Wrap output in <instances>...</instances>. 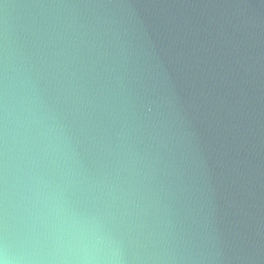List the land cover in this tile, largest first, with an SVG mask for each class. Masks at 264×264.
<instances>
[{"label":"water","instance_id":"water-1","mask_svg":"<svg viewBox=\"0 0 264 264\" xmlns=\"http://www.w3.org/2000/svg\"><path fill=\"white\" fill-rule=\"evenodd\" d=\"M114 264H264V0H0V220Z\"/></svg>","mask_w":264,"mask_h":264},{"label":"clouds","instance_id":"clouds-1","mask_svg":"<svg viewBox=\"0 0 264 264\" xmlns=\"http://www.w3.org/2000/svg\"><path fill=\"white\" fill-rule=\"evenodd\" d=\"M66 243L59 246L56 254L41 256L32 237L14 235L9 227L5 210L0 220V264H114V257L97 246L93 229L86 220L68 217L59 229Z\"/></svg>","mask_w":264,"mask_h":264}]
</instances>
